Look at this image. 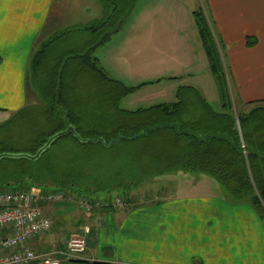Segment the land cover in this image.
Masks as SVG:
<instances>
[{"label":"crops","instance_id":"obj_1","mask_svg":"<svg viewBox=\"0 0 264 264\" xmlns=\"http://www.w3.org/2000/svg\"><path fill=\"white\" fill-rule=\"evenodd\" d=\"M176 1L141 0L126 19H132V34L107 42V57L121 78L110 76L96 56L107 75L128 87L157 80L130 93L145 90L152 104L144 107L173 102L177 88L187 85L211 106L217 101L219 109L217 86L193 19L202 7L222 55L234 107L245 110L249 103L264 102V0ZM53 3L0 0V114L35 101L27 83L28 61L35 42L46 34ZM207 176L163 174L147 181L151 184L144 191L113 196L124 198L123 207H95L90 214L73 208L74 230L83 229L87 240L79 257L65 264H264V211L210 193L208 186L202 191L192 183L186 190L178 181L190 185L193 177H201L208 183ZM94 196V201L113 198ZM40 205L54 220L53 232L29 245L40 254L63 249L57 233L67 236L71 231L64 227L69 214L56 217L49 203Z\"/></svg>","mask_w":264,"mask_h":264},{"label":"trees","instance_id":"obj_2","mask_svg":"<svg viewBox=\"0 0 264 264\" xmlns=\"http://www.w3.org/2000/svg\"><path fill=\"white\" fill-rule=\"evenodd\" d=\"M137 1L102 0L96 23L55 31L41 45L37 39L27 79L35 101L5 122L26 118L23 114L30 110L31 122L37 116L40 126L16 148L0 142V154L33 156L68 126L75 133L55 138L35 159L0 157V191L37 187L94 200L97 193H131L156 176L181 171L206 174L232 202L264 211V102L249 103L245 110L234 107L222 55L202 7L193 19L217 86L219 109L187 85L177 88L170 103L120 107L123 97L157 80L128 87L107 75L95 52L120 30ZM84 34L87 38L79 45ZM118 136L122 138L110 146L91 141L108 143ZM62 150H67L64 160Z\"/></svg>","mask_w":264,"mask_h":264},{"label":"rangeland","instance_id":"obj_3","mask_svg":"<svg viewBox=\"0 0 264 264\" xmlns=\"http://www.w3.org/2000/svg\"><path fill=\"white\" fill-rule=\"evenodd\" d=\"M140 2H141V0H138L137 3H135V6L132 10L133 14H134V11L137 9V7H139ZM101 9L103 10L102 0H54L53 7L51 8V12L49 14V17H48V20L46 23V28H45V32H44L46 34L42 35V37L40 39L41 40L40 45L42 43H44V41L46 40L47 37H50V35L52 33H54L55 31H58L60 29L67 28L69 26H74V25H80V24L92 25V24L96 23L97 22L96 17H98L97 13L100 12ZM135 20H136V18H135ZM131 23H132V19H129L127 21L125 20L122 28L117 33H115L113 35V37L111 38V41L110 40L109 41L110 42H112L113 40L116 41V40H119V38L122 35L124 36V35L132 34L133 30L131 29ZM86 38H87V35L84 34L82 36V38L79 39L80 40L79 45H82L84 39H86ZM110 42L107 43L106 46L98 48L95 55L99 57V59L101 60L102 66L105 68V70L109 73L110 76H112V77L114 76L116 78H121V75L118 73L116 68L110 64L111 59H109L107 57L109 55V52H108L109 48L111 47ZM106 51H107V54H106ZM143 89H147V88H143ZM150 104H152V101H149L146 98L145 90H141L140 92H137L135 94H130L128 97H126L124 99L122 98L120 101V107L121 108H123V107L124 108H137V107L148 106ZM211 104L213 105L212 107L214 109H218L217 101L213 100ZM13 113H15V112L10 111L7 114H0V124L6 123L5 120L10 119V117L13 116ZM30 115H31L30 110H28L25 114H23V116L26 118L17 117V118H15V120L13 119L12 123H10V124L6 123L8 125L0 126V142H7V146L12 147V148H16V147L20 146L21 144L25 143L30 137H32V135L34 134V131L39 128L40 123H39V120L36 119L38 117L35 116L34 121H33V122H35V124L33 125V122H31V118L29 117ZM188 117H191V116L189 115ZM116 154H117V150L115 152V155ZM60 158L62 160L67 158V150L61 151ZM160 177H162V176H160ZM111 178L113 179V177H111ZM193 178L191 179L190 185H188L186 180H178V181H179L180 185H182L184 188H186V190L190 189V187L193 186L192 183L195 184L194 186L200 187V189L202 191L204 189H206L203 186H206V187L208 186L209 187V188H207L208 192H210V193L214 192L213 194L219 195L220 197L225 198L229 201L232 200L229 195H227L226 193H222L221 187L219 186L217 181L214 180L213 178L207 176V179L209 178L208 183H206V181L203 182L201 180V177H200L201 182H199L200 180L195 181ZM202 178H203V176H202ZM175 179L177 180V178H175ZM181 179H188V178H181ZM109 180H110V178H109ZM106 184H109V183H106ZM150 184L151 183H149V182H145L142 185L140 184L139 186H137V190H143L144 191V190L148 189ZM211 186H213V187H211ZM9 189L10 188H7L5 190H9ZM65 194H67V196H68L69 194H72V193L69 192V193H65ZM104 194H107V193H97L96 195L103 196ZM119 194H122V193H108V195L111 198L113 196H116ZM195 194H198V193H195ZM78 195H81V194L78 193ZM94 197L95 196L93 195L92 198H94ZM123 197H124V193H123ZM123 197H119V199L121 201L123 200V202H124ZM86 198H88V197L86 196ZM107 200H104L103 202L105 204H111L112 203L111 199H107ZM49 205L51 207H53V212H54L56 217L69 214L66 217V223H64V227H65V230H67V231L71 230V231L67 234V236L63 235V232L62 233L56 232L57 236H58V240H60L63 245H64V241H66L69 237L81 235L82 233H84V231L83 232L81 231L83 229L80 230L78 228V230H77L78 232L76 230H74L76 225H75V223L74 224L71 223L73 221L72 217H74L75 219L77 218L76 214H74V215L72 214L73 208L74 209L77 208L78 210H80V208H81L77 204L76 200L72 201L69 198H67L66 200H63V201L50 202ZM102 205H103V203H102ZM82 213L90 214L91 212L89 213L86 211H82ZM68 217L71 220H69ZM53 224H54V220H52L51 231L49 233H47L46 235L42 236L43 238L52 234ZM101 251H102V253L104 252L103 249ZM45 255H53V252L47 253ZM73 259H76V258H73Z\"/></svg>","mask_w":264,"mask_h":264},{"label":"built area","instance_id":"obj_4","mask_svg":"<svg viewBox=\"0 0 264 264\" xmlns=\"http://www.w3.org/2000/svg\"><path fill=\"white\" fill-rule=\"evenodd\" d=\"M76 200L82 210L88 212L92 204L76 194L13 189L0 192V264H64L78 256L85 248V232L69 237L64 249L54 255L35 252L29 243L36 237L49 233L52 222L40 207L41 202ZM102 204V203H97ZM114 204L122 205L120 199Z\"/></svg>","mask_w":264,"mask_h":264},{"label":"water","instance_id":"obj_5","mask_svg":"<svg viewBox=\"0 0 264 264\" xmlns=\"http://www.w3.org/2000/svg\"><path fill=\"white\" fill-rule=\"evenodd\" d=\"M68 132H72V133H75V131H74V129H73V127H71V126H68L65 130H63V131H60V132H58V133H56L55 135H53V136H51L47 141H46V143L35 153V155H33V156H31V155H27V154H19V155H13V154H8V153H2V154H0V157H2V156H17V157H19V156H26V157H28V158H30V159H35V158H37L40 154H41V152L44 150V149H46L48 146H49V144L55 139V138H57V137H59V136H61V135H64V134H66V133H68ZM79 138V137H78ZM122 138V136H118L117 138H115V139H113V140H111L110 142H108V143H106V142H104V140L102 139V138H98V139H91V141H93V142H96V141H101L104 145H106V146H110V145H112V144H115V143H117L118 141H119V139H121ZM133 138V137H132ZM79 139H81V138H79ZM81 140H83V139H81Z\"/></svg>","mask_w":264,"mask_h":264}]
</instances>
